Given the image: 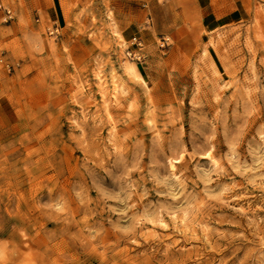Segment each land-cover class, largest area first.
Masks as SVG:
<instances>
[{"label": "rangeland", "instance_id": "1", "mask_svg": "<svg viewBox=\"0 0 264 264\" xmlns=\"http://www.w3.org/2000/svg\"><path fill=\"white\" fill-rule=\"evenodd\" d=\"M0 1V264H264V0Z\"/></svg>", "mask_w": 264, "mask_h": 264}, {"label": "built area", "instance_id": "2", "mask_svg": "<svg viewBox=\"0 0 264 264\" xmlns=\"http://www.w3.org/2000/svg\"><path fill=\"white\" fill-rule=\"evenodd\" d=\"M0 9H2V11L4 12V16H5L6 20L12 19L14 17V12L11 9V7L3 4L1 1H0ZM59 29H60V27L57 23L52 24L47 28L48 33L53 34V35L58 34ZM162 39H163V41H162V44H163L164 41L166 40V38L163 37ZM132 43L135 45L136 48L135 49H129L127 51V55L131 56L132 58L139 59L141 57L140 50H141V47L143 45L142 40L137 36H133L132 37Z\"/></svg>", "mask_w": 264, "mask_h": 264}]
</instances>
